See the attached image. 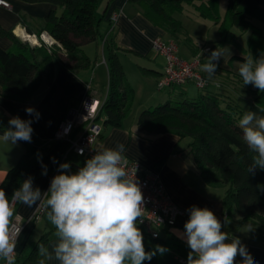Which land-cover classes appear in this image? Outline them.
Wrapping results in <instances>:
<instances>
[{"label":"trees","instance_id":"trees-1","mask_svg":"<svg viewBox=\"0 0 264 264\" xmlns=\"http://www.w3.org/2000/svg\"><path fill=\"white\" fill-rule=\"evenodd\" d=\"M29 3L49 2L59 10L51 9L44 17L41 30H46L59 44L46 48L30 46L17 37L11 30L0 26V35L10 38L15 47H0V86L2 94L9 99L26 102L41 84H49L54 75L55 66L63 65L68 69L86 68L90 64L83 45L97 41L100 37L101 14L99 0H23ZM135 7L153 24L167 30L175 37L182 32L180 22L174 17L184 4L196 0H130ZM217 0H207L205 10L200 3L196 6L199 16L210 18L219 24L220 45L235 42L238 36L226 28V24L237 31L250 30L248 50L254 58L264 55V0H229L225 17L220 21L214 12ZM257 23H256V22ZM38 31L37 33H39ZM176 40V39H175ZM107 49L109 71L108 92L103 99L97 118L104 115V124L122 127L129 115L134 100V88L126 77L118 56V46L111 38L103 37ZM244 61L247 50L240 45ZM195 54L198 50L194 51ZM194 54V55H195ZM204 54L200 55L203 63ZM243 83V82H242ZM184 85V84H183ZM183 85L171 86L175 92L162 103L144 108L135 122L137 132L144 136L175 133L180 137H189V151L204 179L210 186L225 187L223 208L225 216L238 217L241 221L251 222L254 237L264 244V170L257 169L255 175L248 172L255 155L243 141V132L238 122L245 109L236 97L229 92L226 84H220L216 91L207 86L197 88L199 92L191 97L182 89ZM169 87V88H171ZM252 100L264 108V93L250 89ZM8 123L0 116V129ZM55 168V167H54ZM30 155L23 152L16 163L9 167L0 182L11 200L14 189L31 174ZM16 203V202H14ZM13 203V204H14ZM14 206V205H13ZM146 251H152L156 245L168 249L157 254L144 264H187L190 249L175 235L152 237L140 226ZM49 232L43 233L35 242H29L16 255L15 264H39V245L48 240ZM180 258L185 263L180 262ZM45 264L47 262L45 261Z\"/></svg>","mask_w":264,"mask_h":264},{"label":"crops","instance_id":"crops-1","mask_svg":"<svg viewBox=\"0 0 264 264\" xmlns=\"http://www.w3.org/2000/svg\"><path fill=\"white\" fill-rule=\"evenodd\" d=\"M8 1L11 4L10 8L0 5V26L18 35H20V30L27 33L42 31L41 27L47 13L51 9L59 10L49 2ZM98 5V10L102 16L100 37L97 41L83 45V49L90 60L88 67L68 69L57 64L51 82L48 85L41 84L26 102L6 98L2 94L0 86V116L7 123L14 116H19L24 120H32L34 130L31 142L19 141L17 144L11 145L0 140V182L6 170L16 163L23 152L30 155L32 162L30 173L34 175L32 177L33 186L34 188L38 187L42 195L43 192L48 191L51 179L59 174L60 170L57 171L54 167L61 160L62 163L70 164L71 172L78 171L84 165L88 159L87 156L79 155L73 150H68L64 155L68 143L65 139H54V133L60 121L66 116L68 109L80 105L85 96H90L101 102L107 96L109 71L107 49L106 45L103 44V37L111 38L118 46L124 48L118 50L117 53L119 56L120 54L124 56L125 61H122V58L119 59L127 79L130 82H133L134 79L138 83V86H135L134 97H136L139 89L146 96L147 102L143 104V107H151L155 94L152 86L157 87V78L164 67L163 56L154 51L151 43L156 37L164 40L174 37L167 30L153 24L143 16L130 0H99ZM112 14H117V17L111 19ZM229 44L226 43L220 47L223 48L224 46L223 49L227 51L218 61L217 72L214 77L209 79L207 74L203 72L208 80V88L212 87L210 90L216 91L220 84H226L229 92L235 97L238 96L236 98L245 109L244 114L252 111L256 112L257 115H264V112L260 111L264 108L255 104L251 93L245 95L240 93L243 80L239 76L237 62L244 61L237 57L242 53L238 49H232ZM0 47L11 49L15 45L10 38L0 35ZM194 54L193 51L186 59L191 58ZM206 57L209 56H204L200 69L207 62ZM131 58L134 59L135 63H138L135 66L137 71H134L130 66ZM188 83L184 84L182 89L189 96L194 97L198 92L197 87L194 85L195 89L190 90L187 86ZM250 86L255 89L252 85ZM166 89L168 90V97L175 92L173 87ZM27 107L34 108L40 114L38 120L26 113ZM137 116V114L128 115L122 127H115L105 125V117L102 115L98 119L102 130L94 143V148L98 151L101 145L107 148H115L118 143H123L125 145L124 155L127 159L137 161L147 170L159 175L172 201L183 210V213L176 218L174 226L162 230L169 235H175L186 244L185 240L181 238V234L184 231V223L189 218L187 210L193 205L201 208L207 207L214 212L217 218L223 221L225 217L223 208L225 187L210 186L204 181L194 162L193 155L189 151L191 138L180 137L171 132L144 136L135 128ZM79 132L80 130L77 129L72 133V136L76 137ZM3 133L4 131L0 129V136ZM54 160L55 162H53ZM45 171L46 174H44ZM39 204L38 201L32 207H28L20 202L14 203L16 214L19 215L22 224L16 241V255L21 252L25 245L37 241L45 232H49L48 240L44 245L49 252L52 251L53 245L58 242V238L55 236V227L47 219L48 209L44 208V212L38 219H31ZM228 219L230 223L224 228V231L230 236H238L241 239L256 264H264V244L258 241L251 231L249 232L248 226L251 223L245 225L247 221L243 222L236 216ZM39 257L44 259L40 255ZM236 260L239 264L241 257L238 256ZM45 261L47 264H59L55 259ZM3 263L4 260L0 259V264Z\"/></svg>","mask_w":264,"mask_h":264},{"label":"clouds","instance_id":"clouds-1","mask_svg":"<svg viewBox=\"0 0 264 264\" xmlns=\"http://www.w3.org/2000/svg\"><path fill=\"white\" fill-rule=\"evenodd\" d=\"M223 55V48H216L201 66L209 79L216 74ZM237 67L244 86L252 85L264 93V55L245 57L244 62H237ZM25 111L36 120L40 117L32 107ZM32 123L19 116L11 117L0 140L11 145L31 142ZM238 126L243 132V141L255 153L247 169L255 175L257 169L264 170V115L248 111ZM124 153L123 143L115 148L101 145L76 172H71L69 163L60 164L59 174L51 179L43 195L38 187L34 188L31 176L13 190L11 200L0 188V259L6 264H15L18 233L10 230L16 214L13 202L32 207L39 201L40 207L48 209L47 219L55 227L58 242L51 252L43 244L39 245V255L44 257L39 264L52 259L59 264H144L157 252L161 255L167 252L161 245L152 251L145 249L138 227L144 222V196L136 172L128 170L129 161ZM258 188L264 190V186L258 185ZM187 212L189 218L181 234L190 249L187 264H237L238 256L241 257L239 264H256L241 239L224 231L230 223L228 217L221 221L209 208L196 205ZM248 229L254 231L251 225Z\"/></svg>","mask_w":264,"mask_h":264},{"label":"built area","instance_id":"built-area-1","mask_svg":"<svg viewBox=\"0 0 264 264\" xmlns=\"http://www.w3.org/2000/svg\"><path fill=\"white\" fill-rule=\"evenodd\" d=\"M0 5L5 8L11 7L8 0H0ZM116 17L117 14H112L111 19H115ZM29 34L37 39L38 42L35 45L38 47L44 46L49 49L54 45H59L55 38L46 30ZM151 44L154 51L164 58L163 71L156 81L158 89L183 85L190 81L197 88L207 86L208 80L200 71L201 62L199 55H193L188 59L183 58L178 54L176 40L172 38L164 40L156 37L152 40ZM101 103L98 99L85 96L80 105L68 109L66 116L60 121L54 133V139H65L68 143L64 155L68 150H73L79 155H85L88 159L95 154L94 143L97 141L102 130V126L97 118ZM77 129L80 132L76 137H73L72 133ZM128 161V170L133 174L136 172V177L144 196V222L138 225L152 237H157L159 231L169 229L175 225L176 218L183 213V210L172 201L157 173L147 170L137 161L129 159ZM60 164H63L62 160L55 167L57 171L60 170ZM39 205L31 216L33 220L38 219L44 212V208ZM21 228L20 217L15 214L10 224V230L12 233H18L16 241ZM16 254L15 249V257ZM180 262L185 263L181 258ZM3 264H6V261Z\"/></svg>","mask_w":264,"mask_h":264},{"label":"rangeland","instance_id":"rangeland-1","mask_svg":"<svg viewBox=\"0 0 264 264\" xmlns=\"http://www.w3.org/2000/svg\"><path fill=\"white\" fill-rule=\"evenodd\" d=\"M207 0H196L191 4H184L183 9L180 12H175L174 17L180 22L182 26V32H180L176 37V42L178 45V54L187 58L189 57L193 51L198 50V52L195 55H202L204 54L205 56H210L211 52L213 50L221 49L222 47L220 45V39H221V32L219 29V24L216 23L214 20L210 18H203L199 16L198 9L196 6L200 3L204 4L202 7L205 10H211L206 6ZM229 0H217L216 1V6H213L214 12L216 15L219 17L220 21L223 20L226 14L227 6H228ZM256 22V21H255ZM257 23V22H256ZM227 29L230 31L234 32L238 38L235 39V42H231L229 45H231L232 49L234 50L238 49L241 50L240 45L244 47L248 52L247 55L250 56L252 55V52L248 50V37L250 34V30L246 31H237L236 28L228 25V23L225 25ZM28 45L30 46H36V45H31L28 41H25ZM228 44L226 45V47ZM38 47V46H36ZM224 48V46H223ZM227 50L223 49V52L225 53ZM119 56V54H118ZM253 56V55H252ZM133 57V56H130ZM119 58H122V61H125L124 56L120 54ZM207 58V57H206ZM143 61V60H142ZM140 61V62H142ZM144 62V61H143ZM138 63L134 62V59L131 58L130 61V66L134 71H137L135 66H137ZM145 66V65H143ZM201 71V69H200ZM202 72V71H201ZM203 73V72H202ZM204 75V73H203ZM205 77V75H204ZM130 82V81H129ZM132 83V87L134 88L135 92V86H138V83L136 81L130 82ZM187 86L189 87L190 90H194V83L190 81ZM209 86V85H208ZM207 86V87H208ZM153 91H155L154 98H153V103H151V106H155L159 103H162L166 98H168V90L165 89H158L155 85L152 86ZM212 87H209V89ZM251 86L247 85L240 87V93L242 95H245L247 93H250ZM196 90H198L196 88ZM199 92V90H198ZM197 92V93H198ZM238 98V96H236ZM236 98V99H237ZM146 101V96L144 93H142L138 89V93L136 94V97H134L132 108L130 111L129 116L139 114L140 111L145 104ZM251 222L247 221L245 225H249ZM251 225V224H250ZM139 227V225H138ZM162 235L166 236V232H161Z\"/></svg>","mask_w":264,"mask_h":264},{"label":"bare ground","instance_id":"bare-ground-1","mask_svg":"<svg viewBox=\"0 0 264 264\" xmlns=\"http://www.w3.org/2000/svg\"><path fill=\"white\" fill-rule=\"evenodd\" d=\"M20 35H18V36H20L21 38L27 40L31 45H35L38 42L37 39L33 35H30L29 33L24 32V30H20Z\"/></svg>","mask_w":264,"mask_h":264},{"label":"water","instance_id":"water-1","mask_svg":"<svg viewBox=\"0 0 264 264\" xmlns=\"http://www.w3.org/2000/svg\"><path fill=\"white\" fill-rule=\"evenodd\" d=\"M15 35L18 36L16 33H15ZM19 38H20L22 41H24V42L27 41V40H25V39H23V38H21V37H19Z\"/></svg>","mask_w":264,"mask_h":264}]
</instances>
